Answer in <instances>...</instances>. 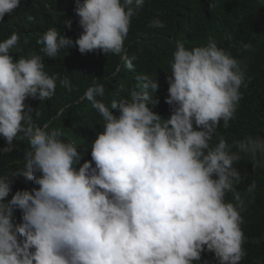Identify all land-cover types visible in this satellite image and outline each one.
<instances>
[{
  "label": "clouds",
  "instance_id": "clouds-1",
  "mask_svg": "<svg viewBox=\"0 0 264 264\" xmlns=\"http://www.w3.org/2000/svg\"><path fill=\"white\" fill-rule=\"evenodd\" d=\"M144 4L77 0L82 33L73 42L49 28L37 39L43 55L14 58L21 43L17 32L0 41V137L6 144L0 151L12 152L15 141L28 143L23 167L0 175V264H241L246 256V204L234 187L245 177L234 165L247 156L254 169L264 168V137L229 143L217 134L221 121L227 128L234 118L247 85L239 61L215 40L192 48L176 42L166 119L157 110L165 86L157 79L142 75V83L122 89L128 97L113 99L110 107L97 99L105 96V86L94 80L82 99L104 126L91 142V155L83 157L88 149L65 141L61 129L34 123L25 103L29 97L51 99L58 76L44 70V58L54 59L73 44L81 54L119 56L133 70L124 41ZM20 5L0 0V21ZM149 27L164 24L156 18ZM59 82L71 91L67 76ZM12 177L39 187L16 191L5 202ZM255 188L253 182L246 189L253 199ZM229 193L232 201L226 200ZM15 209L22 211L18 224Z\"/></svg>",
  "mask_w": 264,
  "mask_h": 264
},
{
  "label": "trees",
  "instance_id": "trees-1",
  "mask_svg": "<svg viewBox=\"0 0 264 264\" xmlns=\"http://www.w3.org/2000/svg\"><path fill=\"white\" fill-rule=\"evenodd\" d=\"M76 2L21 0L20 7L0 21V41L8 38L12 32L20 34L19 49L12 52L14 58L30 53L43 55L37 39L52 27L75 42L83 31L75 12ZM28 15L35 19L28 21ZM156 18L163 22V28L149 27L150 21ZM225 34H230L231 39H225ZM210 39L239 61L247 85L240 89L242 99L234 118L227 128L223 127L221 121L217 134L229 143L248 135L264 137V3L261 0H145L143 8L133 17L124 41L126 55L134 65L133 70L127 69L119 56L99 51L81 54L73 44L61 50L54 59L44 58V70L50 76H58L56 91L51 99L40 101L29 97L25 103L32 108L34 123L61 129L65 141H72L82 152L88 149L83 157L86 153L91 155V142L104 126L102 116L91 102L82 99L94 80L105 86V96L97 99H103L110 107L113 99L119 102L127 98L128 92L122 89H131L142 83L139 79L142 75L157 79L159 87L165 85L158 91L157 110L166 115L165 119L169 118L172 106L166 103L169 95L167 77L170 75L176 42L182 41L186 48H192L206 45ZM246 44H250L251 48L245 50ZM65 76L71 81V91L60 86L59 81ZM112 111L118 115L116 110ZM14 143L16 147L12 152L4 154L0 151V175L23 167L28 143L26 140ZM5 146L4 138L0 137V150ZM234 166L245 177L234 185L246 204L241 213V227L245 237L243 247L247 254L241 264H264V168L254 169L247 156H242ZM11 179L12 190L5 202L16 191L39 187L23 177ZM253 182L256 185L254 199L246 193ZM226 200L232 201L231 193L227 194ZM21 222L22 211L15 209L14 223Z\"/></svg>",
  "mask_w": 264,
  "mask_h": 264
}]
</instances>
